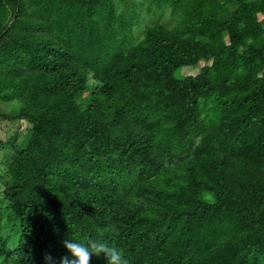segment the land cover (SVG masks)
<instances>
[{
  "label": "trees",
  "instance_id": "obj_1",
  "mask_svg": "<svg viewBox=\"0 0 264 264\" xmlns=\"http://www.w3.org/2000/svg\"><path fill=\"white\" fill-rule=\"evenodd\" d=\"M0 101V264H264V0H0Z\"/></svg>",
  "mask_w": 264,
  "mask_h": 264
},
{
  "label": "clouds",
  "instance_id": "obj_2",
  "mask_svg": "<svg viewBox=\"0 0 264 264\" xmlns=\"http://www.w3.org/2000/svg\"><path fill=\"white\" fill-rule=\"evenodd\" d=\"M65 254L58 261L45 257L46 264H89L90 256L103 255L106 264H127L122 252L116 247L109 246L96 240L78 242L71 238L62 241Z\"/></svg>",
  "mask_w": 264,
  "mask_h": 264
},
{
  "label": "rangeland",
  "instance_id": "obj_3",
  "mask_svg": "<svg viewBox=\"0 0 264 264\" xmlns=\"http://www.w3.org/2000/svg\"><path fill=\"white\" fill-rule=\"evenodd\" d=\"M136 2H140V4H145L146 0H135ZM137 11L139 12L140 18L144 17V9L143 7H137ZM156 18V17H155ZM169 18V10H163L162 11V16L157 19L159 22H167ZM198 69V65H195L193 67H183L182 72L183 73H189V74H194ZM15 101L14 102H9V103H4L0 101V112L4 113H9L11 109L15 106ZM22 126L17 122H12V121H7L3 120L0 118V141L3 142L7 136L8 132H13L18 129H20ZM21 137L19 138V140ZM8 154L0 151V189L3 187V183L5 182L7 178V171H6V159H7Z\"/></svg>",
  "mask_w": 264,
  "mask_h": 264
}]
</instances>
